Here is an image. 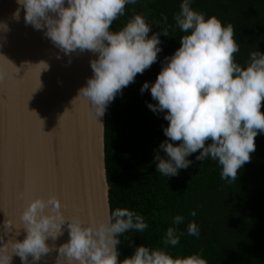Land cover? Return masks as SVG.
I'll list each match as a JSON object with an SVG mask.
<instances>
[{"label":"clouds","instance_id":"clouds-1","mask_svg":"<svg viewBox=\"0 0 264 264\" xmlns=\"http://www.w3.org/2000/svg\"><path fill=\"white\" fill-rule=\"evenodd\" d=\"M136 2L17 0L24 10L25 23L44 31L65 54L76 50L98 53V58L90 61L93 76L77 96L90 103L97 120L137 74H143L157 61L162 51L160 33L169 36L167 28L149 36L151 25L142 13L133 15L119 30H112L113 23L125 15L126 6ZM191 3L182 0L174 15L175 27L184 33L179 38L180 47L165 57L155 82L146 81L140 89L141 93L150 89L152 99L158 103H149L148 108L154 113L165 112L168 121L163 129L168 139L159 146L167 159L157 153L156 168L166 177L175 176L192 163L187 157L199 151L197 160L216 161L221 179L232 182L237 180L238 170L251 161L255 138L264 132V53L252 51L245 65L239 64L235 54L240 46L234 26L193 9ZM20 11L17 8L13 14L17 20ZM0 27L6 29V25ZM5 78L0 68V82ZM60 208L55 195L30 200L20 215L26 235L23 240L0 245V264H11L12 254L18 255L22 264H29V255L38 261L51 250L46 241L63 235L65 224L69 240L59 246L57 264H208L201 253L174 257L167 251L169 246L179 245L184 235L178 230L184 222L181 215L173 218L174 226L162 236L163 247L143 244L120 259L119 237L126 231L144 232L149 225L143 215L117 207L105 219L86 225L79 218H66ZM191 215L195 216V211ZM187 234L199 237L195 222L188 223Z\"/></svg>","mask_w":264,"mask_h":264},{"label":"trees","instance_id":"trees-1","mask_svg":"<svg viewBox=\"0 0 264 264\" xmlns=\"http://www.w3.org/2000/svg\"><path fill=\"white\" fill-rule=\"evenodd\" d=\"M182 0H137L126 6L112 30H119L133 15L142 13L151 32L160 33L157 61L133 83L123 88L106 109V164L111 210L128 208L143 215L149 227L142 233L126 231L119 237L120 259L135 247H163L162 236L174 226L176 215L184 217L178 230L184 232L179 245L167 251L175 256L201 253L208 264H264V132L255 138L251 161L238 170L236 181L221 179V169L208 158L199 161V151L187 157L192 163L166 177L157 171V153L167 159L160 144L167 140L165 112L154 113L148 104H157L150 89L141 93L144 82L154 83L165 62L180 47L184 34L175 27L174 15ZM191 6L207 16L231 23L240 50L235 54L242 66L249 53H264V0H192ZM167 17V21L164 17ZM261 111L264 112V106ZM210 142V141H209ZM195 211L196 215L191 213ZM195 222L199 237L187 234ZM127 236L129 239H125Z\"/></svg>","mask_w":264,"mask_h":264},{"label":"water","instance_id":"water-1","mask_svg":"<svg viewBox=\"0 0 264 264\" xmlns=\"http://www.w3.org/2000/svg\"><path fill=\"white\" fill-rule=\"evenodd\" d=\"M0 25H6L0 27V68L6 73L0 82V245L24 239L20 215L36 197L57 196L63 215L86 225L105 219L111 211L106 111L97 120L90 103L77 98L98 53L65 54L44 31L25 23L17 0H0ZM62 229L63 235L46 241L51 250L38 261L29 255V264H57L59 246L69 240L67 224ZM11 264L22 261L12 254Z\"/></svg>","mask_w":264,"mask_h":264}]
</instances>
